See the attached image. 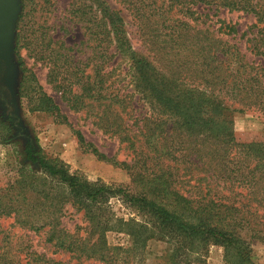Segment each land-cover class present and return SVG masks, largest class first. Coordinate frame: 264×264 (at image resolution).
Instances as JSON below:
<instances>
[{"label":"trees","instance_id":"1","mask_svg":"<svg viewBox=\"0 0 264 264\" xmlns=\"http://www.w3.org/2000/svg\"><path fill=\"white\" fill-rule=\"evenodd\" d=\"M173 8L162 2L153 11ZM107 17L101 23L116 30L113 39L131 61L134 92L149 108L134 117L135 125L141 122L134 132L132 127L114 132H123L118 137L131 153L129 161L107 156L81 131L73 132L82 151L125 169L136 190L89 181L58 161L36 156L28 146L27 159L39 170H23L14 184L0 186V217L12 219L8 227H0V264H146L134 259L150 239L170 245L156 264H192L211 245L223 248L228 264H251L252 242L264 244V141L237 142L230 109L235 111L231 106L237 104L240 111L257 109L264 114V65H253L235 46L212 35L208 31L212 25L195 30L187 21L163 17L153 24L170 31L148 38L153 58L166 67L160 69L132 49L117 28L118 19ZM21 18L23 13L18 23ZM86 22L89 29L100 28V21ZM96 28L88 38L92 51L86 62L76 64V104L105 102L108 108L134 111L132 94H119L114 82L106 85L111 37ZM37 41L38 37L25 35L21 23L16 26V54ZM256 54L264 58L263 52ZM182 71L186 74L180 79ZM184 78L198 80L201 92L185 89ZM31 79L37 84L33 74ZM25 85L23 77L20 94L28 95L34 111L68 123L38 84L31 96ZM113 198L135 215L116 217L109 205ZM67 204L82 211L88 225L66 228L61 217ZM107 232L127 235L130 247L110 246ZM30 233L43 236L48 249L38 251ZM55 253L66 254L67 259H58Z\"/></svg>","mask_w":264,"mask_h":264},{"label":"rangeland","instance_id":"2","mask_svg":"<svg viewBox=\"0 0 264 264\" xmlns=\"http://www.w3.org/2000/svg\"><path fill=\"white\" fill-rule=\"evenodd\" d=\"M162 2L173 5L172 11H153ZM22 4L23 18L17 25L21 23L25 35L38 37V41L36 44H26L17 54L14 51V61L18 68L16 100L13 101L10 95L11 104L7 108L0 100V186L14 184L23 170H39L27 159L25 149L31 145L36 156L58 161L69 172L89 181L136 190L125 169L82 151L73 132L81 131L87 141L107 156L129 161L131 153L126 149L125 142L119 139L123 132H114L130 127L134 132L141 125V122L134 124V117L149 108L148 104L144 105L137 99L134 92L131 61L113 39L116 30H111L109 25L104 28L101 23V20H108V15L120 21V27L117 28L129 38L132 49L148 56L160 69L166 67L163 62L159 63L153 58L154 49L148 38L155 33L170 31L153 24L155 19L161 20L163 17L187 21L195 30H204L207 25H212L208 28L212 35L235 46L253 65H264V58L256 54L264 53V0H21ZM87 20L100 21V28H87L91 26ZM95 28L96 31L101 30V34L108 32L111 37L106 49L111 54L105 69L111 70L106 77V85L114 82L112 87L118 88L119 94H132V103L136 109L134 111L129 112L128 108L121 111L116 106L108 108L105 102L85 100L84 104H76V92L79 91L76 87V64L80 62L84 65L92 51V43L88 38ZM90 68L91 65L86 68V73H90ZM31 74L35 76L42 91L53 99L60 112L67 117V124L57 122L50 113L34 111L28 95L21 96L20 84L23 77L26 80L24 90L30 96L35 95L37 84L32 81ZM185 74L186 71H182L180 79ZM181 84L185 89L198 93L202 89L198 80L188 82L184 78ZM231 107L235 109H230V118L236 141H264V114L257 109L243 108L240 111L239 108L242 107L237 104ZM156 114L158 112H154ZM164 117L170 118L167 115ZM135 145L138 143L135 142ZM109 205L116 217L126 219L135 215L119 199H111ZM63 212L61 223L69 230H73L75 226L79 230V227L88 225L82 211L67 204ZM11 222V218L0 217V227H8ZM30 238L38 251L48 249L43 236L36 237L30 233ZM105 238L112 247L124 250L130 247V238L123 233L107 232ZM123 249L119 251L121 255L125 254ZM169 249L170 245L166 241L150 239L134 262L144 259L146 264H156ZM51 250L53 249L48 251L49 255ZM223 252L222 247L211 245L192 264H228ZM53 256L61 260L67 259L66 254L55 253ZM250 258L251 264H264V244L253 241Z\"/></svg>","mask_w":264,"mask_h":264},{"label":"water","instance_id":"3","mask_svg":"<svg viewBox=\"0 0 264 264\" xmlns=\"http://www.w3.org/2000/svg\"><path fill=\"white\" fill-rule=\"evenodd\" d=\"M21 10V0H0V86L8 89L13 101L18 88L14 51Z\"/></svg>","mask_w":264,"mask_h":264},{"label":"flooded vegetation","instance_id":"4","mask_svg":"<svg viewBox=\"0 0 264 264\" xmlns=\"http://www.w3.org/2000/svg\"><path fill=\"white\" fill-rule=\"evenodd\" d=\"M10 93L6 87L0 86V100L1 104L7 108V105H10ZM16 124V123H14Z\"/></svg>","mask_w":264,"mask_h":264}]
</instances>
